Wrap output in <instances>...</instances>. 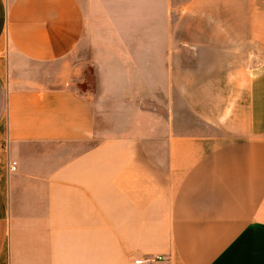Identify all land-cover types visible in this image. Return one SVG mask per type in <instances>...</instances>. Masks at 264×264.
<instances>
[{
	"label": "crops",
	"instance_id": "crops-1",
	"mask_svg": "<svg viewBox=\"0 0 264 264\" xmlns=\"http://www.w3.org/2000/svg\"><path fill=\"white\" fill-rule=\"evenodd\" d=\"M154 256L264 264V0H0V264Z\"/></svg>",
	"mask_w": 264,
	"mask_h": 264
},
{
	"label": "rangeland",
	"instance_id": "rangeland-1",
	"mask_svg": "<svg viewBox=\"0 0 264 264\" xmlns=\"http://www.w3.org/2000/svg\"><path fill=\"white\" fill-rule=\"evenodd\" d=\"M71 61L77 63L78 59L71 58ZM76 70V80L74 81L73 86L80 92H85L86 94L93 93L94 86V69L91 65H74ZM84 78V79H83Z\"/></svg>",
	"mask_w": 264,
	"mask_h": 264
},
{
	"label": "built area",
	"instance_id": "built-area-1",
	"mask_svg": "<svg viewBox=\"0 0 264 264\" xmlns=\"http://www.w3.org/2000/svg\"><path fill=\"white\" fill-rule=\"evenodd\" d=\"M14 165H15V162H12L10 169H14ZM161 259H162L161 256H154V257H150L147 259L135 258L131 260L128 264H144L145 262H152V261L161 260Z\"/></svg>",
	"mask_w": 264,
	"mask_h": 264
}]
</instances>
